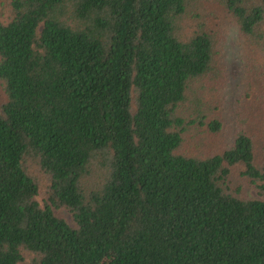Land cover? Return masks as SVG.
Listing matches in <instances>:
<instances>
[{"label":"trees","instance_id":"obj_1","mask_svg":"<svg viewBox=\"0 0 264 264\" xmlns=\"http://www.w3.org/2000/svg\"><path fill=\"white\" fill-rule=\"evenodd\" d=\"M0 87V264H264V0H0Z\"/></svg>","mask_w":264,"mask_h":264},{"label":"rangeland","instance_id":"obj_2","mask_svg":"<svg viewBox=\"0 0 264 264\" xmlns=\"http://www.w3.org/2000/svg\"><path fill=\"white\" fill-rule=\"evenodd\" d=\"M229 23H225L227 25ZM243 39L238 35L237 30L234 27L229 29L228 36L221 47V59L223 60L225 70V81L222 88V92L219 94V108L218 115L223 121L222 131L219 133V137H230L234 132L235 126L238 124L236 106H239L238 100H243L249 103L250 100L247 98L245 90V82L242 81L241 77L242 66L241 61L245 58L247 53V47L244 45ZM1 95V87H0ZM264 95V93H263ZM255 102V101H254ZM242 106V105H241ZM210 134V133H209ZM212 135V134H211ZM212 144L216 143V135H212ZM236 183H244V179L237 175L235 179ZM247 185V190L251 196H255L256 192ZM70 218V216H68Z\"/></svg>","mask_w":264,"mask_h":264}]
</instances>
